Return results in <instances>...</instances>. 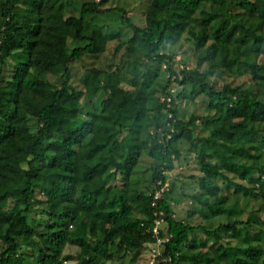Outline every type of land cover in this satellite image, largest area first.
Returning <instances> with one entry per match:
<instances>
[{
  "label": "trees",
  "instance_id": "trees-1",
  "mask_svg": "<svg viewBox=\"0 0 264 264\" xmlns=\"http://www.w3.org/2000/svg\"><path fill=\"white\" fill-rule=\"evenodd\" d=\"M109 1L74 16L65 0H0V264H133L154 242L157 211L171 235L158 264H264V233L239 230L264 218L231 219L228 207L242 198L264 211V0H150L142 27L101 10ZM110 11L126 34H85V16ZM185 34L199 56L175 70L171 48ZM124 37L118 65L72 80L73 61ZM179 100L206 112L182 119ZM181 144L201 174L189 216L226 215L213 230L177 221L173 183L151 206Z\"/></svg>",
  "mask_w": 264,
  "mask_h": 264
},
{
  "label": "rangeland",
  "instance_id": "rangeland-1",
  "mask_svg": "<svg viewBox=\"0 0 264 264\" xmlns=\"http://www.w3.org/2000/svg\"><path fill=\"white\" fill-rule=\"evenodd\" d=\"M67 4V14H72L74 16H78L79 7L82 3H97L98 0H65ZM150 3V0H110L109 2L100 6L101 10H107L112 8H119L127 14L126 16L130 19V21L138 27H142L144 25L145 12ZM85 34L89 35L92 30L97 27H102L103 25L109 27L112 33L123 30V34H126L128 30L126 26H124L121 22V12L110 11L107 13H103L101 15H87L85 16ZM1 18H0V27H1ZM122 28V29H121ZM124 39V40H123ZM126 41V37L120 38L118 40H111L105 44V53L97 57H91L88 54H84L81 56L79 60H75L70 64V72L71 78L74 80L77 85L85 74L86 70L90 67H95L99 69H105L109 66L115 67L119 64L121 56L124 53L125 48L120 47L118 51H116V47ZM69 45H73L72 47L83 46L82 43H71L69 41ZM172 53L175 54V60L173 64V68L175 70L187 69L192 70L195 68L196 59L198 54H195L192 48L190 38L185 34L184 37L177 42L175 46L171 48ZM163 69V66L161 67ZM163 74L160 75V81L163 78ZM222 84V83H221ZM168 91L173 90V97L177 95L180 91V88L172 84L168 88ZM91 90L96 93L95 95H101V91L96 88H91ZM176 110L178 115L182 119H186L191 113H195L197 116L201 115L202 112L205 111V107L199 100H196L193 104L186 102L185 100H179L176 102ZM186 144L180 145V155L179 159L174 164V169L168 173V180L170 184H174V189L172 192V209L177 221L185 222L191 226L203 225L207 229L213 230L220 223H225L226 215L215 218L208 221H203L196 215L189 216V212H192L194 208H196L195 204H191L190 197L199 192L198 189V179L201 176L198 165L194 158V155L188 152L186 149ZM141 172L145 175L149 174L150 166L152 165V160L147 157H144L141 160ZM229 178L239 183V180L233 176L228 174ZM230 190V189H229ZM231 191V190H230ZM227 192V193H230ZM259 201H247L242 198L236 199L233 198L228 203V207L234 210L231 213V219L236 220H246V219H254L258 215L261 214V217L264 218V211L260 212L253 211L258 209ZM195 205V207L193 206ZM253 211V213H252ZM260 227V228H259ZM257 227L253 225L252 227H241L239 230L244 234V232L249 231L253 233L262 234L264 233V225ZM261 231V233H260ZM199 239L200 234L194 235ZM193 237V234L189 235V238ZM233 241L232 239H230ZM148 248L146 251L141 252L140 256L133 262V264H147L148 261ZM64 255H71L75 257L78 255L80 258L81 251L77 250L75 247L67 246L64 250ZM76 258H72L66 264H76ZM126 264H129V259H126Z\"/></svg>",
  "mask_w": 264,
  "mask_h": 264
},
{
  "label": "built area",
  "instance_id": "built-area-1",
  "mask_svg": "<svg viewBox=\"0 0 264 264\" xmlns=\"http://www.w3.org/2000/svg\"><path fill=\"white\" fill-rule=\"evenodd\" d=\"M173 93V90L170 91ZM164 100V98H162ZM166 101L169 102L170 98H166ZM169 190V180L162 182L158 181L156 183V188L153 193V202L152 207L156 208V202L161 200L163 195L166 194ZM155 219L153 220L151 226V234L154 239V242L148 246V261L147 264H158V259L162 256L164 245L169 241L171 235L167 233L166 227L163 225V212L157 211L154 213ZM163 261H166L164 259Z\"/></svg>",
  "mask_w": 264,
  "mask_h": 264
},
{
  "label": "crops",
  "instance_id": "crops-1",
  "mask_svg": "<svg viewBox=\"0 0 264 264\" xmlns=\"http://www.w3.org/2000/svg\"><path fill=\"white\" fill-rule=\"evenodd\" d=\"M175 218H176V217H175ZM194 235H196V234H193V237H191V238L195 239L196 241H197V240H201L200 238L197 239V237H195ZM234 241H235V239H234ZM235 242H236V241H235ZM235 242H234V244H235Z\"/></svg>",
  "mask_w": 264,
  "mask_h": 264
}]
</instances>
